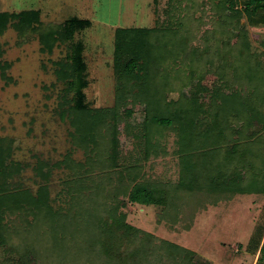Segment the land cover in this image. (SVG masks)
<instances>
[{"label": "trees", "instance_id": "trees-1", "mask_svg": "<svg viewBox=\"0 0 264 264\" xmlns=\"http://www.w3.org/2000/svg\"><path fill=\"white\" fill-rule=\"evenodd\" d=\"M169 1L171 8L160 25L115 29L113 69L117 89L109 106L90 104L85 93L90 85L89 70L86 47L78 35L91 20L68 18L48 23L38 9L0 11V34L13 28L19 44L37 35L40 50L50 55L56 47H65V55L52 61L55 84L63 85L54 112L69 124L72 145L54 164L38 155L36 163L30 164L15 158L19 146L14 137L0 136V245L13 254L17 264L30 262L10 243L7 219L12 215L27 232L25 225L31 215L36 238L41 232L37 221L53 230L56 243L52 250L60 264H78L82 255L103 264H212L189 248L159 239L127 222V204L160 206V221L170 227L182 223L189 230L196 212L208 205H218L237 194L264 193V40L254 51L244 28L228 30V36L224 35L227 27L217 32L223 36L217 37L211 48L219 59V82L209 90L198 80L193 97L169 98L168 91L176 87V65L180 72L196 69L195 77L202 79L201 64L209 61L204 56L210 49L207 40L206 48L189 44L195 21L192 13L186 18L174 15L172 7L179 0ZM219 1L232 18L245 14L253 26L264 24V0ZM239 2L243 9L235 11ZM191 5L197 6L198 1H191ZM4 54L0 43V77L10 84L15 82L8 74L13 63L2 59ZM187 63H191L189 67ZM243 75L249 81L256 80L251 90L233 85V78ZM182 80L185 85L186 77ZM209 96L213 99L206 108ZM137 110L142 120L136 123ZM123 128L133 133L136 145H144L145 158L158 152L151 137L153 129L174 130L180 156L178 180L141 179L138 163L120 166ZM78 150L83 152V160L75 159ZM27 167L40 181L35 192L15 182ZM54 168L72 172L73 177L67 181L66 191H72L67 206L51 203L49 183ZM96 171H105L108 187L90 178ZM248 249L259 252L256 264H264V227L252 235Z\"/></svg>", "mask_w": 264, "mask_h": 264}, {"label": "rangeland", "instance_id": "rangeland-1", "mask_svg": "<svg viewBox=\"0 0 264 264\" xmlns=\"http://www.w3.org/2000/svg\"><path fill=\"white\" fill-rule=\"evenodd\" d=\"M72 1L0 0V10L20 11L38 8L45 2V7L50 13L46 18L48 20L62 21L68 18L66 16L69 14L91 20V25L78 35L86 47L85 55L90 79V85L85 89L87 101L95 106L113 105L117 89V79L113 69L115 29L160 25L167 18V11L171 8L170 1L77 0L75 7L74 4L70 5ZM191 1L193 0H179L177 6L172 7V13L184 18L188 13H192L195 21L191 26L189 44L202 48L208 43L210 49L205 51L207 56L204 57L209 61L206 65L201 64V68L204 69L202 79L195 77L196 69H192V72L189 69L180 72L179 65H176L178 71L173 77L176 87L168 91L169 98L173 99L193 97L198 80L209 90L219 82L217 73L219 59L214 51L215 48H211L215 45L216 38L223 36L217 35V32L227 27V33H223L228 36V30L238 32L237 29L244 28L254 51L262 47L261 42L264 40V24L253 26L248 22L245 14H241L240 17L236 14L238 17L232 18L229 11H224L219 0H196L197 6H192ZM80 4L83 5L82 8L79 7ZM235 9H237L235 11L243 9L241 2ZM48 20L45 22H53ZM18 41V34L13 28L0 34V43L5 50L2 59L12 61L13 65L8 74L15 81L7 84L0 77V136H11L16 139L19 146L14 155L16 159L31 164L36 163L35 156L38 155L54 164L62 159L72 146L69 141V124L54 112L57 96L63 85L55 84L56 76L52 61L65 55V47H56L50 55L40 50L41 45L37 35L23 44H19ZM220 45L223 47V43ZM189 64L191 63H187L188 67ZM229 73L234 75L233 71ZM183 77L187 80L185 85L182 84ZM252 81L243 75L241 78H233L232 83L240 89L251 90L257 83L253 85ZM212 99L210 96L207 98L206 108L210 107ZM140 114L139 110L135 111L136 123L142 120ZM210 116L211 114L207 115L208 120L211 119ZM134 118L132 117V122ZM122 122L126 123V120ZM229 128L232 129V126L230 125ZM151 137L152 141L157 143L154 148L158 152L156 154L151 152V155L145 158L144 145H136L133 133H128L123 128L120 145L122 153L118 161L122 164L120 166L138 163L141 179L176 182L180 172L176 132L170 128L153 129ZM74 157L76 160H83V152L76 151ZM103 172L105 171H96L90 178L95 183L101 182L108 187V176ZM71 177H73L72 172L66 168L53 169L49 183L53 206H67L66 201L72 196V191L70 193L66 191L67 181ZM15 182L31 188L33 192L38 189L40 183L31 167H27L22 175L17 176ZM89 183L93 184L91 181ZM88 193L85 191V194ZM160 209L161 207L156 205L128 203L125 208L127 222L153 233L159 239H166L189 248L198 258L212 264H256L259 252L255 253L254 250L248 249V244L255 231L259 227H264L263 192L237 194L231 200L221 201L218 205H208L198 210L189 230L184 229L182 223L170 227L165 221H160L158 215ZM13 218L16 216L12 215L7 219L10 227V243L28 258L29 264H60L55 259L58 256L52 250L56 239L50 227L43 226L41 221L36 222V226L41 230L36 243L37 238L33 235L35 232L33 217L29 215V224L25 225L29 232L21 226L22 222L15 223ZM13 257V254L0 245V264H17L16 258ZM81 258L78 264H103V261L95 257L82 255Z\"/></svg>", "mask_w": 264, "mask_h": 264}, {"label": "crops", "instance_id": "crops-1", "mask_svg": "<svg viewBox=\"0 0 264 264\" xmlns=\"http://www.w3.org/2000/svg\"><path fill=\"white\" fill-rule=\"evenodd\" d=\"M63 1H65V0H63ZM76 1L77 0H73L71 3H70V5L71 4H74L73 6L75 7V6H77V3H76ZM63 4L64 5H66L64 2H63ZM73 6H71V7H73ZM79 7H83V5L82 4H80L79 5ZM30 9H38L40 12H41V16H42V19L45 17V19H44V21H46V20H48V19H46L48 16H49V10L45 7V2H44V4H42V6H39L38 8H30ZM60 9H62V7L60 8ZM64 9V8H63ZM23 10H27V9H23ZM1 11V10H0ZM7 11H9V10H7ZM21 11V10H20ZM45 13V14H44ZM44 16V17H43ZM66 17H68V18H80L78 15H76V14H69L68 16H66ZM62 18V17H61ZM68 18H66V19H68ZM66 19H64V20H66ZM81 19H83V18H81ZM48 21H53V22H62L61 20H48Z\"/></svg>", "mask_w": 264, "mask_h": 264}]
</instances>
